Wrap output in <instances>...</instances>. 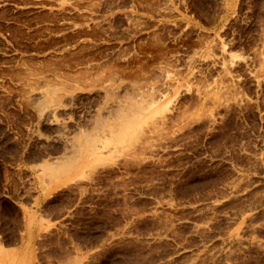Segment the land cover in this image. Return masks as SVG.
<instances>
[{"label": "rangeland", "instance_id": "rangeland-1", "mask_svg": "<svg viewBox=\"0 0 264 264\" xmlns=\"http://www.w3.org/2000/svg\"><path fill=\"white\" fill-rule=\"evenodd\" d=\"M5 3L48 14L0 6V233L18 205L39 264H264V0Z\"/></svg>", "mask_w": 264, "mask_h": 264}, {"label": "crops", "instance_id": "crops-1", "mask_svg": "<svg viewBox=\"0 0 264 264\" xmlns=\"http://www.w3.org/2000/svg\"><path fill=\"white\" fill-rule=\"evenodd\" d=\"M12 204V201H9ZM21 212V221L19 227L15 230V236L7 239L5 234L0 233V264H39L43 261V255L33 251L39 241L42 231H46L45 223L35 218L30 212L25 213L24 210L14 205ZM45 220H50L55 227L61 226L62 216H49Z\"/></svg>", "mask_w": 264, "mask_h": 264}, {"label": "flooded vegetation", "instance_id": "flooded-vegetation-1", "mask_svg": "<svg viewBox=\"0 0 264 264\" xmlns=\"http://www.w3.org/2000/svg\"><path fill=\"white\" fill-rule=\"evenodd\" d=\"M21 1H23V2H30V3H32L33 1H38V2H40V1H44V0H21ZM1 7L2 6H8L9 8H7V9H9V10H11L12 12H9V13H7V14H9V15H11L13 12L14 13H17L18 12V10H14L13 8H10V7H17V8H22V9H25V10H27V9H34V10H32V11H28V12H26V13H23L24 14V16H26V17H30L29 19L31 20V19H34V18H39L40 16H42V15H47L48 13L47 12H45L43 9H42V7L43 6H40V5H28V6H18V5H16L15 3H5V4H3V5H0ZM46 9H49V7H46ZM70 14H75V12H70ZM76 15V14H75ZM8 16V15H7ZM4 16V18L3 19H1L0 20V22H3L4 24H13V25H15V24H17V23H15L13 20H10V21H8V19H16V18H18L19 16H21V14L20 15H16V16H13V17H11V16ZM44 25H51V26H54V24L53 23H45V24H36L33 28H31L32 30H34V29H36L37 27H41V26H44ZM8 35H9V33H7ZM7 50H9V51H11V49L10 48H6ZM3 55H5V56H7V57H11V56H15V55H17V54H22V53H20V52H18L17 50L16 51H14V52H12V53H2ZM26 55H37L36 53H31V54H26Z\"/></svg>", "mask_w": 264, "mask_h": 264}]
</instances>
